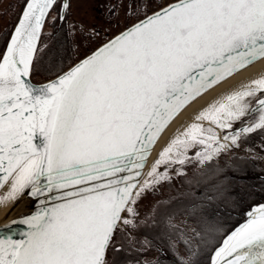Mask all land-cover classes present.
Returning a JSON list of instances; mask_svg holds the SVG:
<instances>
[{"label":"snow or ice","instance_id":"6c2138e0","mask_svg":"<svg viewBox=\"0 0 264 264\" xmlns=\"http://www.w3.org/2000/svg\"><path fill=\"white\" fill-rule=\"evenodd\" d=\"M57 2L26 0L0 56V188L8 187L0 204L25 192L38 200L35 212L2 226L22 223L28 231L20 240L0 236V264H108V249L121 251L116 233L137 227L138 201L170 181L167 166L184 165L195 145L205 146L196 153L204 163L264 135L261 74L200 110L139 179L152 146L187 105L264 59V0H177L56 79L33 84L42 28ZM68 8L63 0L54 20ZM217 129L228 130L225 142ZM203 208L185 209L195 225L183 229L167 217L168 247L179 242L189 253L182 264H195L214 230L197 212ZM246 215L209 264H264V204Z\"/></svg>","mask_w":264,"mask_h":264},{"label":"rangeland","instance_id":"374dc122","mask_svg":"<svg viewBox=\"0 0 264 264\" xmlns=\"http://www.w3.org/2000/svg\"><path fill=\"white\" fill-rule=\"evenodd\" d=\"M167 1L169 0H67L69 8L66 9L64 13L66 18L64 20H54L59 13L60 6L58 5V11L55 14L49 13L46 18L42 32L51 31L54 24L65 25L67 27L71 35V40L66 44V51L63 59L67 60L70 65L74 60L80 58L91 50L97 43L104 40V38L109 37L127 26L139 16L159 7ZM134 6L136 9L135 12L132 11ZM12 13L11 6L7 14L8 16H3L0 12V26L8 24V26L11 25L12 29L14 26V23H11ZM5 18H8V21ZM45 38V35L42 36L39 41V47L40 45L42 46ZM65 64L66 61L60 63V68ZM204 125L207 127L206 124ZM226 131L227 130H221L219 137L223 138ZM204 148V145L192 146L186 152L188 160L184 165L171 164L167 166L168 174L171 176L170 181L162 182L154 191L150 190L141 197L136 205V211L139 213L136 218L137 227L126 228L123 234L118 231L117 237L123 236L131 245L137 246V248L143 247L147 249L149 259L155 258L157 254L164 256L168 254L167 250L163 247L164 244L162 245L158 242H155V247H158V250H153L154 247L152 246H154V243H152V246L148 244L140 245L139 242L142 241H138L134 229L143 228V232H149L151 236H159L160 239H163L164 243L166 242L163 238L166 236V234L164 235L166 227L164 226L163 220H156L154 223L155 216L158 213H156V208L157 206L159 207L161 203H169V197L174 194L176 196H181V193L186 189V185L192 182V177L194 175L196 176L195 172L199 173L205 168L208 161L200 163V159L196 156V153L198 152L203 153ZM241 154L251 157H260L264 162V135L252 134L246 142H241L239 148H232L230 150L222 151L219 155H213L211 161H216L218 164H225L230 161L232 155ZM165 167L166 166L162 164L159 170L163 172ZM178 171L182 172L183 175H178ZM196 187L197 186L194 188ZM193 198L194 196L191 195L190 201H193ZM192 206L193 204H190V209ZM186 208L189 210L188 207ZM197 212L201 213L208 219L210 226L214 230L206 235L205 240L208 242L199 245L197 255L192 258L195 261V264L202 263L208 259V254L219 243L221 237L235 223L233 218L228 221L212 219L211 213H207L203 209H197ZM168 215H174L175 218L172 220V223H181L187 221L186 217L188 216V213L186 214L185 209L178 204V209ZM190 217L193 220L192 222L195 223L194 217ZM141 221H145V223H141ZM147 226H149V228H145ZM197 227L199 230L200 226L197 225ZM139 230L141 231V229ZM151 242H154L153 239H151ZM119 243H121V241H119ZM170 250H174L177 254L181 253L182 257L185 256V258H188L189 256L186 251L185 254L183 252L184 250L179 247L174 246ZM123 257L124 254L118 251L117 261L121 260ZM143 258L146 259V256Z\"/></svg>","mask_w":264,"mask_h":264},{"label":"trees","instance_id":"16d2710c","mask_svg":"<svg viewBox=\"0 0 264 264\" xmlns=\"http://www.w3.org/2000/svg\"><path fill=\"white\" fill-rule=\"evenodd\" d=\"M21 7V5L14 8L11 7L13 11L11 23L16 21ZM10 30L11 25L0 28V56L10 34ZM44 35L46 38L42 46H38L40 49L37 53L38 59L31 73V78L35 81L49 78L69 65V62L63 59L66 51V44L71 40V35L67 27L65 25L54 24L51 31H43L41 33L40 39ZM63 61H66V64L60 68V63H63ZM246 157L249 158L244 155H232L230 161L225 163L229 164L231 162L229 165L218 164L216 161L209 160L201 172L196 173L194 171L196 176L194 175L192 177V182L186 185V189L181 193V196H176L174 194L169 197V203H161L159 207L157 206L156 213H158L155 216L154 223L156 220H163L164 226L166 227V230H164V235L166 234V236L163 238L166 242L168 241L169 235L172 233V230L167 227V217L168 214L178 209V204L184 209L188 207L189 210H191L190 204H203V210L207 213H211L212 219L214 218L215 220L228 221L233 218L235 223L228 230L230 231L244 218L247 208L253 204L264 202V180L257 175L258 173H253L252 168H257L256 165L250 162L249 165L244 164L243 161ZM194 184L197 186L196 188H194ZM190 194L194 196L192 199L193 201H190ZM185 213L187 214L188 212L185 211ZM190 216L191 215L188 214L186 217L187 221L172 224L177 225L181 229L184 228L185 222H187L188 225H195ZM145 228H149V226ZM152 237L154 242L160 244L164 242L159 236ZM174 246L184 250V253L186 251L187 255H189L184 244L176 242ZM211 252L208 254V259L206 261L198 264H209ZM160 256L169 260L171 263H174L173 259H176L180 264H182L181 258H185V256L182 257L181 253L177 254L176 252L171 255L168 253L166 256Z\"/></svg>","mask_w":264,"mask_h":264},{"label":"water","instance_id":"95a60500","mask_svg":"<svg viewBox=\"0 0 264 264\" xmlns=\"http://www.w3.org/2000/svg\"><path fill=\"white\" fill-rule=\"evenodd\" d=\"M177 0H169L167 1L166 3L162 4L161 6L147 12L146 14L147 15H152L154 12L156 11H159L161 8L163 7H167L169 4H174L176 3ZM26 3V2H25ZM25 3L24 5L22 6V9L18 15V18L20 17L21 13H22V10L25 6ZM63 3V0H61V5ZM60 8L61 6L59 7V11H60ZM65 13V10L63 12V14ZM18 18L16 20V22L14 23V26L12 27L11 29V32L9 34V37L5 43V46H4V49H3V52L5 51L6 49V45L7 43L9 42L10 40V36H11V33L13 32L14 30V27L15 25L17 24L18 22ZM145 18V14L140 16L139 18L135 19L134 21H132L131 23H129L127 26L123 27L122 29L118 30L116 33H114L113 35L109 36L108 38H106L104 41H102L101 43H99L97 46H95L92 50H90L89 52H87L86 54L82 55L80 58H78L77 60H75L72 64H70L69 66H67L65 69H63L62 71L58 72L57 74L49 77V78H46L44 80H40V81H34L31 79V82L33 84H44V83H47L51 80H54L56 79L57 75L58 74H61L62 72H66L68 71V69L72 66H74L75 64L79 63L82 59H84L86 56L90 55L93 51H95L97 48L99 47H102L105 43H107L109 40L111 39H114L116 36H118L122 31H125L128 27H130L132 24L134 23H137L139 22V20L141 19H144ZM43 29V28H42ZM2 52V54H3ZM1 54V56H2ZM183 111V110H182ZM181 111V112H182ZM180 112V113H181ZM179 113V114H180ZM179 116V115H178ZM177 116V117H178ZM177 117L175 119H177ZM175 119L170 122L169 126L166 128V130L161 134V136L159 137V139L157 140V142L152 146L151 150H150V153L148 155V158H147V163L145 164V167L143 168L142 170V176L149 164V161H150V158L153 154V152L155 151L157 145L159 144V142L162 140L163 136L165 135V133L169 130V128L172 126V124L174 123ZM228 131V130H227ZM226 134V133H225ZM142 176L139 178L140 181H141V178ZM8 191V187L5 186L4 189H3V193H6ZM264 204V202H259V203H256V204H253L251 205L249 208L246 209L245 211V216L243 218V220H246L248 219L247 217V213L250 212L251 210H253L254 208L258 207L259 205H262ZM37 205H38V200H36L35 198L33 197H30L27 195V192H25V194H23L18 201L16 202H12V201H8L4 204H0V236L2 235H9L11 236L13 239H16V240H20V239H23L24 238V233L28 231V226L25 225V224H22V223H16V224H11V227L10 228H3L2 226L3 225H6V224H10V222L14 221V220H19L21 219L22 217L24 216H27V215H30L31 213L35 212L37 210ZM243 220H241L238 224H240ZM237 224V225H238ZM235 225L227 234L224 235V237L221 239L220 243L215 247H219L221 244H222V241L224 238H226V236L232 231L235 229V227L237 226ZM109 250V249H108ZM215 250V249H214ZM214 250L212 251V253L214 252ZM108 253V252H107ZM211 253V255H212ZM210 255V256H211Z\"/></svg>","mask_w":264,"mask_h":264},{"label":"bare ground","instance_id":"6f19581e","mask_svg":"<svg viewBox=\"0 0 264 264\" xmlns=\"http://www.w3.org/2000/svg\"><path fill=\"white\" fill-rule=\"evenodd\" d=\"M264 74V59L258 60L254 64L245 69L235 73L230 78L225 79L224 81L220 82L219 84L213 86L210 90L202 94L198 97L194 102L187 105L183 111L179 114L177 119H175L172 126L169 130L165 133L162 140L157 145L155 151L153 152L149 164L141 178V182L145 178H147V173L150 171L152 165L154 164L155 160L159 158V153L163 150L164 147L170 143V141L178 135L191 123L195 122L194 118L196 114L206 108L209 104L213 103L216 100L222 99L225 95L230 93L231 91L237 89L241 84L247 83L249 80L256 78L257 76ZM200 123L206 124L209 126L208 121H201ZM217 134L221 133V129H217ZM221 138V142L223 138ZM174 158V154H173ZM4 188H0V194L3 193ZM247 220V219H246ZM246 220H243L239 225L243 224ZM235 227V228H236Z\"/></svg>","mask_w":264,"mask_h":264},{"label":"flooded vegetation","instance_id":"af4514ba","mask_svg":"<svg viewBox=\"0 0 264 264\" xmlns=\"http://www.w3.org/2000/svg\"><path fill=\"white\" fill-rule=\"evenodd\" d=\"M25 0H0V12L3 16H8V12L11 7H16V6H22ZM58 5L61 6V0H58L56 6L50 11V13L55 14L58 11ZM8 21V18H5ZM6 25H1L0 28H3ZM2 36V34H1ZM107 38V37H106ZM105 39V38H104ZM101 42V41H100ZM240 125L237 124L235 127H239ZM254 134H259V133H254ZM243 155V154H241ZM246 156V155H244ZM249 158H245L243 161L244 164L249 165V162L256 165L257 168H252L253 173H258L257 175L264 180V162L261 160L262 158L260 157H255V156H248ZM141 229V231L139 230ZM139 229H134L135 235L138 238V241H143V239L148 240L151 242V239L153 238L149 232H143V228ZM127 238V237H126ZM143 238V239H142ZM121 241V243H119ZM154 243V246H152ZM140 245H142L141 242H139ZM164 244V245H163ZM162 243L163 247L167 250V252L171 255L174 253V250H170L168 247V244ZM113 245L114 246H119L121 248V253L124 254V257L117 261V252L113 250V247H110L107 253V261L108 264H147V262H151V264H180L176 259L174 260V263L169 262V260L162 258L159 254L156 255L155 258L149 259V253L148 250L140 247L137 248V246L131 245L129 242H127V239H125L123 236L117 237V233L114 237L113 240ZM150 246L154 247L153 250H158V247H155V242H151ZM151 250V249H150ZM173 251V252H172ZM142 258L146 256L145 258Z\"/></svg>","mask_w":264,"mask_h":264}]
</instances>
